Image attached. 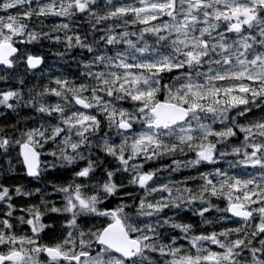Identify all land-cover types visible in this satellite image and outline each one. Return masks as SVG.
Listing matches in <instances>:
<instances>
[{"label": "snow or ice", "instance_id": "snow-or-ice-1", "mask_svg": "<svg viewBox=\"0 0 264 264\" xmlns=\"http://www.w3.org/2000/svg\"><path fill=\"white\" fill-rule=\"evenodd\" d=\"M0 264H264V0H0Z\"/></svg>", "mask_w": 264, "mask_h": 264}, {"label": "rangeland", "instance_id": "rangeland-1", "mask_svg": "<svg viewBox=\"0 0 264 264\" xmlns=\"http://www.w3.org/2000/svg\"><path fill=\"white\" fill-rule=\"evenodd\" d=\"M50 62H52V63H54V61L53 60H50ZM56 65H55V63H54V67H55Z\"/></svg>", "mask_w": 264, "mask_h": 264}, {"label": "trees", "instance_id": "trees-1", "mask_svg": "<svg viewBox=\"0 0 264 264\" xmlns=\"http://www.w3.org/2000/svg\"><path fill=\"white\" fill-rule=\"evenodd\" d=\"M50 58H55V57H51V56H50ZM55 59H56V58H55ZM193 219H195V218H193Z\"/></svg>", "mask_w": 264, "mask_h": 264}]
</instances>
